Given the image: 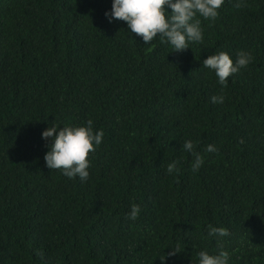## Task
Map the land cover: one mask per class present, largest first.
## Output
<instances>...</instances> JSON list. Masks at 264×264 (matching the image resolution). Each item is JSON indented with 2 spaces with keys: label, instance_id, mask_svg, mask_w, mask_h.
I'll use <instances>...</instances> for the list:
<instances>
[{
  "label": "trees",
  "instance_id": "16d2710c",
  "mask_svg": "<svg viewBox=\"0 0 264 264\" xmlns=\"http://www.w3.org/2000/svg\"><path fill=\"white\" fill-rule=\"evenodd\" d=\"M237 2L174 52L109 23L112 0H0V264H264V0ZM221 51L253 57L226 87L203 67ZM89 119L87 181L47 168L42 132Z\"/></svg>",
  "mask_w": 264,
  "mask_h": 264
},
{
  "label": "clouds",
  "instance_id": "9594fccd",
  "mask_svg": "<svg viewBox=\"0 0 264 264\" xmlns=\"http://www.w3.org/2000/svg\"><path fill=\"white\" fill-rule=\"evenodd\" d=\"M225 0H112L111 10L105 12L109 23L113 20L124 21L131 33L141 37L144 44H150L159 37L162 42L170 45L174 52L189 49V45L202 43L204 30L201 20L215 21L220 15ZM241 6L240 0L235 7ZM168 9H171L169 13ZM253 60L250 53L241 51L235 60L227 52H218L208 56L203 61V67L214 71L218 83L227 86L228 78L237 74L240 69L246 68ZM225 95L211 97L214 104H223ZM41 138L50 140L44 160L46 167L52 170H61L62 175L69 179L79 177L81 182L89 178L91 161L89 154L94 153L103 142V130H94V123L89 119L83 125L57 126L54 122L42 132ZM182 148L192 154L195 159L192 170L197 171L204 164V157L194 151V143L186 140ZM205 151L214 153L215 145L209 144ZM177 171L176 164L169 163V175ZM141 212L140 205L133 203L126 218L135 221ZM210 237H226L229 232L225 228L209 226ZM230 254L221 250L217 254H209L202 250L198 253V264H229Z\"/></svg>",
  "mask_w": 264,
  "mask_h": 264
}]
</instances>
